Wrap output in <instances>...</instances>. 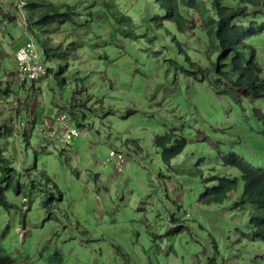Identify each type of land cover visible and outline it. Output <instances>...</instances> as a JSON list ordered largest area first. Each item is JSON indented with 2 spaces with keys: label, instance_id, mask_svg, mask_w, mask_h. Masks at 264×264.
<instances>
[{
  "label": "rangeland",
  "instance_id": "obj_1",
  "mask_svg": "<svg viewBox=\"0 0 264 264\" xmlns=\"http://www.w3.org/2000/svg\"><path fill=\"white\" fill-rule=\"evenodd\" d=\"M16 1L18 8L23 6V1ZM99 1L81 0L83 4L79 2L76 6L77 15H81L78 21L86 20L84 11L92 10L90 5L97 6ZM107 1L111 2L109 10L103 6L93 10L103 13L110 22L114 21L113 15L124 12L141 36L131 40L117 36L113 43H98L91 48L89 43L97 42L95 34L105 41V34L111 32L106 28L108 23L102 24L99 17L92 22V28L79 25L74 30V23L61 25L58 30L56 26V30H51L53 34L47 35L53 46L70 43L76 35L81 38V44H75L78 49L71 56L73 60L67 58L72 68L67 69L68 77L72 80L55 92L50 87L51 79L37 78L34 81L37 89L29 99L24 98L29 102L20 107V116L28 118L29 104V111L36 101L41 108L44 105L55 109L56 98L72 101L76 85H90L87 91L78 94L82 101L87 94L94 100L87 106L86 119H80L84 125L74 124L79 130L71 143L75 147H65L62 152L58 145L44 141L35 131L28 144L20 136L16 140L14 136H4L6 124L11 122L8 110H2L0 155L12 168L11 174L14 182L21 185V193L17 194L13 187L4 191L12 207L0 206V264H197L198 259L213 256L218 264H248L250 254L258 251L254 243L240 237L235 229L250 227V207L230 210L236 199L233 193L220 205H203L199 193L210 176L238 175L234 167L220 163L218 152L243 155L245 160L257 158L255 154L264 157V135L252 112L253 107L264 112V101L256 100L252 105L246 99L237 102L232 96L220 94L214 76L199 79L193 73L196 69H188L187 64L184 69H164L153 54L154 45L161 46L160 54L168 53L161 39L165 34L169 38L175 28L170 23L172 30L159 24L160 13L154 0ZM18 13L21 18V11ZM21 22L18 19L0 27V103L9 97L1 91L9 88V84L14 91L19 89L12 71L18 64L13 48L24 39ZM24 31L28 32L27 27ZM37 38L38 35L35 41ZM149 39L153 45L147 52ZM177 43L185 51L190 49L191 59L198 61L196 36L176 35L170 44L175 47ZM248 43L255 47L264 79V32L250 38ZM176 51L177 48L170 55L178 58L180 54ZM36 55L44 67L50 65L42 53L37 51ZM57 60L55 55L51 63L57 64ZM35 66H40L38 61ZM76 70L81 82L71 75ZM204 72L211 75L212 70L203 69ZM237 95L244 97L240 90ZM168 131L173 132L174 139L183 137L185 146L165 164L154 140ZM43 146L48 150L43 152ZM111 150L128 158L120 171L112 162L104 163ZM160 173L171 183L168 188L161 182ZM47 178L55 185L50 189L55 196L51 207L46 209L43 201ZM31 181L36 183L33 192ZM57 189L61 196L57 195ZM164 192L176 201L165 198ZM24 195L30 197L27 211L21 207ZM170 218L175 222H170ZM203 218L213 225L210 227ZM199 224L203 227H197ZM177 225L188 229L172 235L165 233ZM209 233L216 236L217 256L208 240ZM237 238L239 241L235 242Z\"/></svg>",
  "mask_w": 264,
  "mask_h": 264
},
{
  "label": "trees",
  "instance_id": "obj_2",
  "mask_svg": "<svg viewBox=\"0 0 264 264\" xmlns=\"http://www.w3.org/2000/svg\"><path fill=\"white\" fill-rule=\"evenodd\" d=\"M79 2L83 4L81 0L70 2L60 0H27L24 6L27 12V29L29 32H37V43L42 48L45 58L51 61V59L57 55L58 70L52 73V78L57 82V88L62 87L69 78H67V76L70 72H67V69H72L70 68L71 63L69 60H73L71 56H73L74 51L78 49V46H75V44L78 45L81 38L80 35H76V39L70 43L65 44V42H59L57 46H53L52 42L49 41L47 37V35L53 34L51 30H56V28L58 30V28L61 29V25L68 26L73 23L75 24L74 30H76L75 28L79 25H89L90 28H92V22L96 20V17H99V21L102 24L106 25V23H108L106 28H110L111 32L108 36L105 34V41L101 40L100 35L95 34L94 40L97 42L94 44L89 43V47L91 48L98 46V43H102V45L113 43V40L117 36L125 40H131L133 37L141 36L134 30L136 28L135 24L127 20L124 12L113 15L114 21L110 22L103 13L101 14L100 11L93 10V8L95 9V7L98 6H103L109 10L111 8V2L107 0L99 1L97 6L90 5L93 7L91 8L92 10L84 11L83 13V17H86V20L79 22L78 20L81 18V15H77V11L79 10L76 9ZM154 2L157 6V11L160 13V15H158L159 24L168 25V23H170L172 27L175 28L174 31L177 35L183 36L184 38L192 36L194 38L196 36V39L199 41L198 46H196L197 53H199L198 61L190 58L187 53L190 49L185 51L179 44L177 52L180 56L178 58L172 57L169 52L160 54L159 51H161V46L154 45L155 49L153 54L155 57H158L156 61L159 62L164 69H184L186 67L184 64H187L188 69H196L193 73L197 75L199 79L214 76L215 83L220 89L218 91L220 94L232 96L237 102L246 99L252 105L258 100L264 101V79L261 77V65L257 60L255 47L248 43L250 38L264 32V0H154ZM3 6L4 3H1L0 9ZM9 15L7 13H1L0 17L5 18V24L16 22L15 19ZM81 28L85 29L83 27ZM169 29L172 30L171 27H169ZM133 31L136 34H132ZM85 32H87L86 29ZM143 36L145 37V34ZM67 39H69V36L65 38V41ZM147 42L149 43H147L146 47H149H145V50L148 52V50H152L153 42H151L150 39ZM80 44L79 46H81ZM63 45H65V47H63ZM104 54H106V52ZM105 57H107V55ZM67 58L70 59L68 60ZM115 60L116 58L113 61ZM199 61H201V63ZM203 69H211V75L206 72L203 73ZM71 74H75V80H81L78 70ZM88 75L89 74H87V76ZM197 76L195 78H198ZM106 81L107 79H104V83ZM31 84L29 91L32 95L36 87H34V81ZM78 86L79 85H76V88ZM9 90V88H6L1 91L7 96L10 93ZM238 90L244 93V97L237 95ZM86 97L84 101L72 99V101L65 102L62 100L61 106L56 105V110L58 112L66 111L68 118H70V125L76 130H78L77 126L84 125V123H80V119H86V113H88L87 106L94 100L92 95H87ZM16 100L18 102V100L21 99L17 97ZM34 103L35 102H33L30 111H27L28 118H22L20 114H16L17 116L14 117V119L13 117L9 118V122L11 123L10 125L7 123L3 135L7 137L14 136L15 140L17 136H20L24 143L28 144L30 136L35 131V134L38 137L41 136L46 142L53 144L60 143L62 146H60L58 150L60 149L62 152H65V147H71L73 145L71 143L78 136L76 135L73 138L67 139L64 141L66 144L63 143L61 139L63 128L56 119L57 115H54L57 111L53 113L47 112L44 107L41 108V105L37 106V101L36 104ZM15 108L17 112L19 109L18 103ZM98 108H101L100 105H98ZM41 109L43 111H41ZM258 110L260 111L258 112L255 107L252 108L254 119L258 122L260 132L264 135V112L259 108ZM48 124H50V127H48ZM0 132L2 133L3 130H0ZM173 136V132L168 131L161 135H157L154 140L155 144L161 149V160L165 164H169L170 160L179 155L185 146V139L183 137L174 139ZM41 149L43 152L48 150L47 146H43ZM113 156H116L115 152ZM113 156L110 155L105 162L106 164L112 162L113 166L116 168L112 160ZM255 157L257 158L253 160H245L243 155L218 152L217 159L220 163L224 166L234 167L238 175L227 176L217 174L208 177L206 180L204 179L207 184L203 187V191L199 193V200L203 205H220L228 200L230 194L233 193L236 194V199L233 206L229 207L230 210L238 207L244 209L249 206L250 213L248 222L250 227L246 230L236 228L235 231L240 233V237H247V240L254 243L258 251V253H253L252 256L250 254L251 259L248 264H264V157L261 154H255ZM6 161L7 160L3 159V154L0 155V206L9 209L12 205L6 201L4 191L13 187L18 194L21 185L18 182H14V177L11 174L12 168L9 167ZM160 180H163L161 182L166 188L169 187L170 182L168 183L167 177L164 178L162 173H160ZM47 182L46 186L50 185V188L46 189V200L43 201V205L46 209L47 207H51L54 197L50 189L55 187L54 183H50L51 181L49 178H47ZM31 186L32 188L36 186L34 181H31ZM57 195L61 196L59 191H57ZM164 195L165 198H168L172 202L176 201L175 197L169 196V194L166 197L165 192ZM170 219V222H175L173 218ZM203 219L206 223L209 222L210 227L213 225L209 220ZM199 220L202 221V218H199ZM189 224L194 225L192 223ZM202 225L203 224H199L197 227L202 228ZM182 229H188V227L177 225L170 228L165 233L172 235L174 232ZM220 233V231L217 232L218 235H220ZM208 236V240L212 242L215 255L217 256L216 236L210 233ZM238 241L239 238H237L235 242ZM202 262L203 264L219 263L216 262L215 256L197 260V264H202ZM220 264H223V262ZM234 264H238V262Z\"/></svg>",
  "mask_w": 264,
  "mask_h": 264
},
{
  "label": "clouds",
  "instance_id": "obj_3",
  "mask_svg": "<svg viewBox=\"0 0 264 264\" xmlns=\"http://www.w3.org/2000/svg\"><path fill=\"white\" fill-rule=\"evenodd\" d=\"M4 1H6V4H4V6L1 7V9H0V16H1V13H7L8 15L10 13V14H12L11 16L15 19V21L19 19V20L22 21L20 24L23 25V32H24V37L23 38L24 39H23L22 42L19 43V45L17 46V48H15L13 50V55H14L15 61H17L16 55H15L16 51L20 47H22L23 45H25L27 42H32V44H33V52H34V54H33V63H35V62L38 61V64H40L43 68H45L44 69V72L42 74H40L38 77L33 78L31 80L20 79V77L18 76V66L13 69V71H12L13 72V79L14 80H17V84L19 86V89L17 91H14L12 89L11 85H9V89H10L9 91H10V93L7 95L9 97H7L6 99L4 97V99L0 103V118L3 117L1 114L3 113L2 110L4 108V109H7L8 112L10 113L8 115V117H13V119H14V117L17 116L16 114H20V107H22V101L24 103L29 102V100H27V99H29L28 96L29 95L31 96V92L29 91V89H30V87L32 85L31 83L33 81H35L37 78H40L42 76H47V78L51 79L50 87L56 92L57 82L55 81L54 78H52V73L56 72L58 70L57 69L58 67H57V64H52L51 61H50V65L48 67H44V65L42 64V62L39 59V55H36V52L37 51H39L40 53L44 54L42 48L38 45L37 41H35V36L38 35L37 32H35V31H33V32H29V31L26 32V31H24L25 27H27V19H26L27 18V12H26V10L24 8L25 3H26L27 0H19L20 3H22V1L24 2L23 6H21L20 8H18V6H17L18 2L16 0H12V1L4 0ZM154 4H155V2H154ZM18 10H20L21 13H22V17L21 18H20V15L18 13ZM0 21H2V24L0 25V27H2V25L5 24V18H1L0 17ZM176 35H177V33L176 34L175 33H172V35L168 38L167 35L165 34L164 35L165 38H162L161 39L162 44H163V47L168 48L169 49V53H172L175 50L174 45H171L170 42L173 39L176 38ZM166 38H168V39H166ZM176 48H177V51H178V43L176 44ZM177 51H176V53H178ZM187 53L190 56L189 51ZM67 78H68V76H67ZM71 80H72L71 77H70V79L69 78L67 79V81H69V82H71ZM89 86H86L85 85V86H78L77 88L75 87L74 93H75L76 97L73 96L72 99L73 100H81L82 101V99L80 97H78V94L81 93V92H83V91H87V89H88ZM36 89L37 88H35V90ZM76 90H77V93H76ZM2 95L3 96H6L5 94H2ZM87 95H89V94H87ZM17 97H20V99H21V100H18V102L16 100ZM26 97H27V99L24 101V98H26ZM31 98L34 100L35 97L32 96ZM56 101H57V105L58 106H61V99L57 100V98H56ZM17 103L19 104V109L16 112V108L15 107H16V104ZM96 105L98 106L97 103H96ZM29 106H30V104H29ZM29 106H28V111H29ZM53 106H56V105H53ZM50 110H51L50 113H53V112H56L57 111L56 108L55 109H50ZM60 112H62V111H60ZM60 112L57 111L54 115H57ZM63 112H66V111H63ZM77 131H78V134H77V136H78L79 135V130H77ZM55 145H58L59 147L62 146L60 143H56ZM73 146L75 147V145H72L71 147H73ZM114 152L115 151L111 150L109 152V156L110 155L113 156ZM115 153H116V156H113L112 157V160H113L114 164L116 165V168L115 169L117 171H120L121 168L124 166V164L127 163L128 158H126L124 155H122V154H120L118 152H115ZM115 160H117V162H119L120 164L116 163ZM104 163L106 164L105 161H104ZM164 177H165V175H164ZM49 179H51V178H49ZM163 180H161V181H163ZM50 181H51L50 183L52 184L53 183L52 180H50ZM34 183H35V181H34ZM46 187L47 188H50V185H48ZM34 190H35V187L32 188L31 192H33ZM57 191H59V190L57 189ZM20 193H21V191L18 194H20ZM59 193H60V191H59ZM54 196L55 195L53 194V197ZM22 199H23V203L21 204V207L22 206L23 207H26V211H27L29 209V204H30L29 200H30V197H28L27 195H24L22 197ZM23 225H24V223H23ZM19 234H20V236L22 238V234H23L22 229L19 230ZM202 264H203V262H202Z\"/></svg>",
  "mask_w": 264,
  "mask_h": 264
},
{
  "label": "built area",
  "instance_id": "obj_4",
  "mask_svg": "<svg viewBox=\"0 0 264 264\" xmlns=\"http://www.w3.org/2000/svg\"><path fill=\"white\" fill-rule=\"evenodd\" d=\"M33 54L32 42H27L16 51L15 55L17 58L18 76L20 79L31 80L44 72V69H41L42 66L40 64L41 67L35 66V63H33ZM56 119L63 128L61 134L63 143H65L64 141L67 139L73 138L78 134V131L70 125V119L66 112L58 113Z\"/></svg>",
  "mask_w": 264,
  "mask_h": 264
},
{
  "label": "crops",
  "instance_id": "obj_5",
  "mask_svg": "<svg viewBox=\"0 0 264 264\" xmlns=\"http://www.w3.org/2000/svg\"><path fill=\"white\" fill-rule=\"evenodd\" d=\"M19 45V44H18ZM17 45V46H18ZM17 46L16 47H14L13 49H15V48H17ZM43 107H44V105H43ZM45 108V110L47 111V112H50L51 110L50 109H48V108H46V107H44Z\"/></svg>",
  "mask_w": 264,
  "mask_h": 264
},
{
  "label": "bare ground",
  "instance_id": "obj_6",
  "mask_svg": "<svg viewBox=\"0 0 264 264\" xmlns=\"http://www.w3.org/2000/svg\"><path fill=\"white\" fill-rule=\"evenodd\" d=\"M11 23H12V22H11ZM6 24H7V23H6ZM3 27H4V26H3ZM3 27H2V28H3ZM10 30H11V29H10ZM2 31H3V30H2ZM71 75H72V74H71ZM74 75H75V74H74ZM74 77H75V76H74ZM76 78H77V77H76ZM78 79H79V77H78ZM79 80H80V79H79ZM82 81H83V80H82ZM80 82H81V81H80ZM80 82H79V83H80Z\"/></svg>",
  "mask_w": 264,
  "mask_h": 264
}]
</instances>
